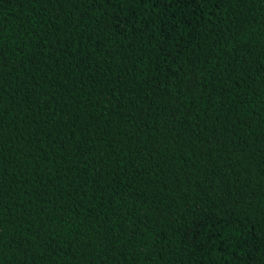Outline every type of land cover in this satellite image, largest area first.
<instances>
[{
  "label": "trees",
  "instance_id": "trees-1",
  "mask_svg": "<svg viewBox=\"0 0 264 264\" xmlns=\"http://www.w3.org/2000/svg\"><path fill=\"white\" fill-rule=\"evenodd\" d=\"M0 264H264V0H0Z\"/></svg>",
  "mask_w": 264,
  "mask_h": 264
}]
</instances>
